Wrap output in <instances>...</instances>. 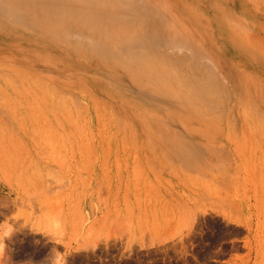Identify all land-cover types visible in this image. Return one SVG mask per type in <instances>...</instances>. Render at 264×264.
Wrapping results in <instances>:
<instances>
[{"label": "rangeland", "instance_id": "rangeland-1", "mask_svg": "<svg viewBox=\"0 0 264 264\" xmlns=\"http://www.w3.org/2000/svg\"><path fill=\"white\" fill-rule=\"evenodd\" d=\"M0 3V259L215 264L264 222V0Z\"/></svg>", "mask_w": 264, "mask_h": 264}, {"label": "crops", "instance_id": "crops-1", "mask_svg": "<svg viewBox=\"0 0 264 264\" xmlns=\"http://www.w3.org/2000/svg\"><path fill=\"white\" fill-rule=\"evenodd\" d=\"M255 217L259 218L262 215ZM215 232L221 234V244L228 245L225 249L226 258L216 260L215 264H264V222L221 224L216 226ZM240 249L243 251L240 252ZM0 264L32 263H17L10 258H2Z\"/></svg>", "mask_w": 264, "mask_h": 264}, {"label": "bare ground", "instance_id": "bare-ground-1", "mask_svg": "<svg viewBox=\"0 0 264 264\" xmlns=\"http://www.w3.org/2000/svg\"><path fill=\"white\" fill-rule=\"evenodd\" d=\"M118 1L119 0H111L110 4L107 5L105 3V2H107V0H41V3L39 4V6H40L39 7V11L44 13L43 16L51 14L54 17H56V14L54 13V11L57 12L59 10V8L62 7L61 9H63V11L61 13L65 14L68 9H71L74 6H76L75 5L76 2H77V4L78 3H80V4L82 3L84 5V8H80L79 7L80 5L75 7V9H77V8L79 9L78 10V14L80 15L79 16V15L75 14L76 16H78V17H75V18H79V17L82 16L84 18H92V19H95V20H102L103 24L109 26L111 24L119 23L121 15L124 17V21H127L126 17L129 15V11L124 10L122 7H120V5H119V7L117 5H112V4H116ZM0 2H1V0H0ZM0 4H2V3H0ZM1 8L7 9L6 6L3 5V4L1 6ZM9 9L10 8H8V10ZM8 10H5V11H8ZM10 11H11V9H10ZM70 13H71V10H70ZM70 13H68V17H69ZM73 13H75V12H73ZM11 14L15 15L12 11H11ZM39 15L41 16L40 13H39ZM71 15H73V14L71 13L70 16ZM66 19H67V16H66ZM53 20H55V19H53ZM53 20H51V21H53ZM53 22H55V21H53ZM125 23H127V22H125ZM131 25H133V24L131 23ZM137 38L138 37H136V38L133 37L131 39V41H133V39L134 40L135 39L138 40ZM136 40L134 42H136ZM144 40H146V42L148 41V39H145V38H144ZM150 42H152V41H148L147 44H151ZM147 46L150 47L151 45L150 46L147 45ZM152 47H154L153 44H152Z\"/></svg>", "mask_w": 264, "mask_h": 264}, {"label": "clouds", "instance_id": "clouds-1", "mask_svg": "<svg viewBox=\"0 0 264 264\" xmlns=\"http://www.w3.org/2000/svg\"><path fill=\"white\" fill-rule=\"evenodd\" d=\"M58 223V222H57ZM3 229H0V239L4 238L3 237ZM40 234H43L45 237H48L51 241L57 244V236L55 234V231H48V232H40ZM11 235V234H10ZM54 253V258L52 259L51 264H54V261L56 260V251L55 249L53 250Z\"/></svg>", "mask_w": 264, "mask_h": 264}]
</instances>
